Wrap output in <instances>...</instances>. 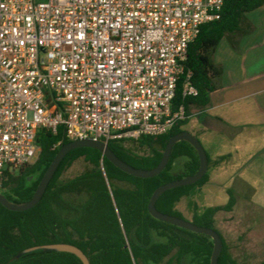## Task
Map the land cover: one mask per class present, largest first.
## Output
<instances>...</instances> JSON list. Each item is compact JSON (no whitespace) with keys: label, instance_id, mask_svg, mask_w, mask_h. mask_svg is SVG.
Segmentation results:
<instances>
[{"label":"built area","instance_id":"built-area-1","mask_svg":"<svg viewBox=\"0 0 264 264\" xmlns=\"http://www.w3.org/2000/svg\"><path fill=\"white\" fill-rule=\"evenodd\" d=\"M225 1L0 0V192L38 160L42 129L109 144L189 120L188 49Z\"/></svg>","mask_w":264,"mask_h":264},{"label":"trees","instance_id":"trees-1","mask_svg":"<svg viewBox=\"0 0 264 264\" xmlns=\"http://www.w3.org/2000/svg\"><path fill=\"white\" fill-rule=\"evenodd\" d=\"M264 6V0H226L221 18L205 24L188 49L185 62L193 73V83L199 90L194 97L183 96L181 87L175 104H184L188 114L192 107L203 108L216 89L219 68L212 61L219 42L229 33L240 30L246 14ZM188 120L178 122L168 133L144 135L137 140L120 139L109 142L113 152L128 164L142 169L156 167L170 138L184 131ZM41 147L38 160L8 171L3 193L13 202L30 200L60 147L70 140L60 127L57 134L40 130L37 138ZM62 145L54 148L58 143ZM137 142L148 148L139 154L127 145ZM188 157L184 173L171 171L179 157ZM209 162L210 156L208 155ZM78 160L86 169L79 175L65 179V172ZM200 166L196 149L187 141L175 144L167 167L153 177H138L117 167L93 147H79L67 154L49 183L40 202L25 211L11 210L0 203V264H84L74 253L67 251L27 249L56 243L79 247L90 264H211L213 239L154 217L149 203L157 188L176 179L195 174ZM208 172L197 183L172 188L156 202L159 211L182 217L176 208L180 200L189 196L195 187L209 181ZM9 190V192H7ZM235 197L226 207L231 210ZM220 207H212L193 222L213 227ZM223 238V237H222ZM219 264H235L223 238Z\"/></svg>","mask_w":264,"mask_h":264},{"label":"rangeland","instance_id":"rangeland-1","mask_svg":"<svg viewBox=\"0 0 264 264\" xmlns=\"http://www.w3.org/2000/svg\"><path fill=\"white\" fill-rule=\"evenodd\" d=\"M197 119L193 115L190 122ZM187 127L185 124L184 128ZM250 137V140L240 141L238 145L241 149L220 162L219 166H214L213 160H210L208 175L213 176L212 182L202 191L195 187L190 196L183 197L182 203L176 208L184 219L193 222L194 214L201 215L208 208L220 207L211 228L224 238L235 264H264V129ZM198 138L208 154H211V159L215 152H229L227 147L222 149L224 144L221 145L218 139L208 140L201 133ZM127 145L136 153H149L148 148L137 142H128ZM188 160L185 156L177 158L171 171L184 173ZM85 169L84 161L78 160L63 177H75ZM220 169L224 170L218 173ZM232 196L235 197V205L227 210L224 207ZM185 264L193 263L188 261Z\"/></svg>","mask_w":264,"mask_h":264},{"label":"crops","instance_id":"crops-1","mask_svg":"<svg viewBox=\"0 0 264 264\" xmlns=\"http://www.w3.org/2000/svg\"><path fill=\"white\" fill-rule=\"evenodd\" d=\"M212 61L220 70L216 89L207 106L191 108L190 118L199 119L190 122L189 118L185 130L197 138L201 133L208 140L218 139L222 149L229 148L228 153L215 152L212 159L207 152L215 166L237 153L240 141L264 129V6L247 13L240 30L219 42ZM209 177L199 191L212 182L213 176Z\"/></svg>","mask_w":264,"mask_h":264},{"label":"water","instance_id":"water-1","mask_svg":"<svg viewBox=\"0 0 264 264\" xmlns=\"http://www.w3.org/2000/svg\"><path fill=\"white\" fill-rule=\"evenodd\" d=\"M182 140L189 142L196 149L199 159H200L199 169L193 175L186 176L181 179L173 180L157 188L156 191L153 193L151 201L149 203V210L154 217L160 220L169 222L179 227H183L185 229H189L197 233L209 235L214 241V250H213V254L211 258V264H219V257L223 249V238L218 231H216L215 229L211 227L200 226L182 217L163 213L159 211L156 207L157 200L164 192L172 188L197 183L208 172L209 158H208L207 151L203 147L201 141L194 134H192L191 132L187 130L181 131L173 135L170 138V140L167 143L166 149L163 153V157L160 163L156 167L151 168V169L136 168L128 164L127 162L123 161L113 152L109 144H107L106 142L102 140L86 138V139H78L74 141H69L60 147L54 160L51 162L50 166L46 170L36 192L34 193L33 197L30 200L21 202V203H16V202L10 201L4 193L0 192V203H2L7 208L11 210H16V211H25V210H28L36 206L40 202L42 197L44 196L49 183L54 177L63 159L67 156L69 152H71L72 150L76 148H79V147L96 148L123 171H126L134 176L148 178V177H153V176L158 175L160 172H162L167 167L175 144ZM37 249L71 252L77 255L78 257H80V259L83 261L84 264H90L89 258L84 253V251L73 244L56 243V244L41 245V246H35L32 248H29L27 249V251H32V250H37Z\"/></svg>","mask_w":264,"mask_h":264}]
</instances>
